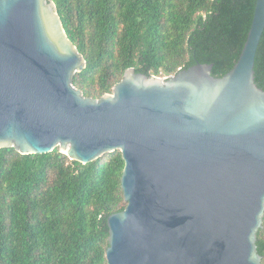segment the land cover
<instances>
[{
    "label": "water",
    "instance_id": "1",
    "mask_svg": "<svg viewBox=\"0 0 264 264\" xmlns=\"http://www.w3.org/2000/svg\"><path fill=\"white\" fill-rule=\"evenodd\" d=\"M264 0L233 68L168 77L126 69L113 92L74 85L87 61L54 0H0V147H57L88 163L120 150L126 207L108 217V264H262Z\"/></svg>",
    "mask_w": 264,
    "mask_h": 264
},
{
    "label": "trees",
    "instance_id": "2",
    "mask_svg": "<svg viewBox=\"0 0 264 264\" xmlns=\"http://www.w3.org/2000/svg\"><path fill=\"white\" fill-rule=\"evenodd\" d=\"M257 0H54L87 66L74 85L113 92L127 68L168 77L197 63L223 76L238 60ZM264 89V32L255 60ZM120 150L82 163L57 147H0V264H108V217L127 202ZM257 246L264 264V223Z\"/></svg>",
    "mask_w": 264,
    "mask_h": 264
}]
</instances>
